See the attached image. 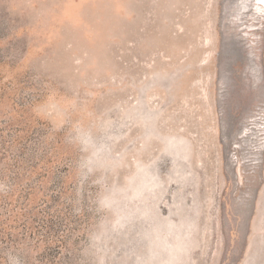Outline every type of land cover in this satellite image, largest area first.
<instances>
[{"label":"rangeland","instance_id":"1","mask_svg":"<svg viewBox=\"0 0 264 264\" xmlns=\"http://www.w3.org/2000/svg\"><path fill=\"white\" fill-rule=\"evenodd\" d=\"M0 264H264V3L0 0Z\"/></svg>","mask_w":264,"mask_h":264},{"label":"bare ground","instance_id":"2","mask_svg":"<svg viewBox=\"0 0 264 264\" xmlns=\"http://www.w3.org/2000/svg\"><path fill=\"white\" fill-rule=\"evenodd\" d=\"M260 2L264 3V0H260Z\"/></svg>","mask_w":264,"mask_h":264}]
</instances>
